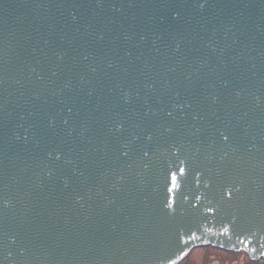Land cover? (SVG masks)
<instances>
[{
    "label": "water",
    "instance_id": "1",
    "mask_svg": "<svg viewBox=\"0 0 264 264\" xmlns=\"http://www.w3.org/2000/svg\"><path fill=\"white\" fill-rule=\"evenodd\" d=\"M207 245L264 261V0H0V264Z\"/></svg>",
    "mask_w": 264,
    "mask_h": 264
},
{
    "label": "rangeland",
    "instance_id": "2",
    "mask_svg": "<svg viewBox=\"0 0 264 264\" xmlns=\"http://www.w3.org/2000/svg\"><path fill=\"white\" fill-rule=\"evenodd\" d=\"M242 252L214 246H199L190 250L179 264H252L254 260L250 259L247 253ZM256 264H264V261L258 260Z\"/></svg>",
    "mask_w": 264,
    "mask_h": 264
},
{
    "label": "snow or ice",
    "instance_id": "3",
    "mask_svg": "<svg viewBox=\"0 0 264 264\" xmlns=\"http://www.w3.org/2000/svg\"><path fill=\"white\" fill-rule=\"evenodd\" d=\"M168 115H171V113H168ZM167 131H169V132H171L172 131V129L171 128H169V129H167ZM228 136L227 135H223V139L225 140V141H227L228 140ZM144 155L145 156H147L148 155V152L147 151H145L144 152ZM177 158H179V155L177 154ZM191 162L189 163V165H188V167H189V170L191 169ZM178 171H179V173L181 174V175H184L185 174V168L184 167H180V168H178ZM170 178H171V182H172V185H173V188L175 187V185H176V179H177V175H176V172L175 171H172L171 172V176H170ZM167 179H168V176L166 175L165 176V180H166V184H165V187L167 188ZM173 188H167V191L168 192H172L173 191ZM229 197L231 196V193L229 192L228 194H227ZM174 205H175V200H171V201H169L168 203H167V207H169V208H174ZM212 209H209V211H211Z\"/></svg>",
    "mask_w": 264,
    "mask_h": 264
},
{
    "label": "trees",
    "instance_id": "4",
    "mask_svg": "<svg viewBox=\"0 0 264 264\" xmlns=\"http://www.w3.org/2000/svg\"><path fill=\"white\" fill-rule=\"evenodd\" d=\"M205 247H210V246H205ZM242 252V251H241ZM242 253H245V252H242ZM248 261H250V260H248ZM252 262V261H251ZM257 263V261H254V262H252V264H256Z\"/></svg>",
    "mask_w": 264,
    "mask_h": 264
}]
</instances>
